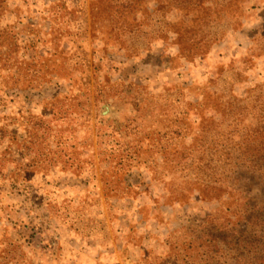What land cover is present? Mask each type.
<instances>
[{"label": "rangeland", "instance_id": "rangeland-1", "mask_svg": "<svg viewBox=\"0 0 264 264\" xmlns=\"http://www.w3.org/2000/svg\"><path fill=\"white\" fill-rule=\"evenodd\" d=\"M2 2L0 264H257L264 248L252 258L238 239L259 236L264 247V229L244 220L264 206V176L234 174L219 157L240 151L242 127L196 130L188 152L206 159L190 175L164 163L171 150L158 143L166 131L186 132L176 114L191 115L188 103L243 101L264 85V0L232 4L223 17L235 22L203 29L220 40L187 56L177 34L196 23L168 4L139 0L124 13L114 0ZM130 83L142 88L139 114L128 98L108 97ZM52 115L70 124L65 152L77 173L43 160L56 134L33 124ZM127 152L132 167L120 170Z\"/></svg>", "mask_w": 264, "mask_h": 264}, {"label": "trees", "instance_id": "trees-1", "mask_svg": "<svg viewBox=\"0 0 264 264\" xmlns=\"http://www.w3.org/2000/svg\"><path fill=\"white\" fill-rule=\"evenodd\" d=\"M138 1L139 0H114L113 9L116 12L123 11L124 13H130V11L135 10ZM241 1L242 0H168L167 2L166 0H152V2L157 5H170L178 12H182L185 16H188L190 18V22L196 23L195 31L187 29L185 34L183 31L182 35H179V33L177 34V37L180 38V41L178 40V42H181V44L183 43L184 46H186L184 48L182 47V54H184V56L185 54L187 56L189 53V55L199 54L203 47H208L210 44L220 40L222 32L218 30L213 33L209 29L204 35L203 29L206 27V23L209 21H216L218 19H224L225 22L227 21L229 23L232 20L235 22L236 17L232 16V14L228 15V18H224L223 15L227 13V10L230 9L232 4H236ZM0 5H4L3 2L0 3ZM236 10L237 9L234 11L235 14ZM182 24L186 25L185 21L182 22ZM197 33H199V35ZM160 35H156L155 38H158ZM189 48H192V50ZM116 88L119 87L116 86ZM140 90H142L141 86L130 83L127 86H122L120 91L117 90V92L119 91L117 94L108 92V97L115 96L117 99L128 98V100L134 104L135 114H139L141 107L145 105L143 99H139L140 97H138V92H140ZM127 91H133L135 94L130 93L127 94V97H125ZM76 98L78 100L81 97L76 96ZM207 98V96H203L202 101L195 105L188 103L189 105L187 108L191 109V115L188 114L190 113L189 111L176 114V119L178 120L176 123H180V127L183 129L185 128L186 132L183 133L180 131L169 130L164 133L166 137L161 138L158 145L171 150L168 153L163 151L164 153H162V158L165 160L164 163H166V161H170L174 163L176 169L181 172H188L191 170L196 173L201 161L206 159V155L203 153L202 157H194L193 153L188 152L190 147L194 145L196 137H198L194 134V132L203 124L210 121L216 123L217 125L226 123L227 128L230 129L231 126L226 121L229 120L232 124L242 127V130L237 134L240 151L236 154V156L231 154H223L224 156L220 155L219 157L221 161L225 166L233 165V167L236 168L234 174H239V172L247 170L253 174L264 176V85L254 88L252 94H250L248 98L243 101L235 98H229L227 101L220 100L219 98L208 100ZM230 100L236 101L237 103H231ZM52 117H54V119L50 122L39 120L33 124L34 130L38 127L41 130L46 131L45 129L50 126L51 128L49 129L53 130V133L56 134L55 137H52L55 138L53 140L56 142L54 143L56 151H52V149L49 150L48 148L47 154L42 155L43 160L46 162L50 160L49 158H55L56 162L53 168H61L62 170H69L73 173H77L81 171L79 168L80 165H75L70 162V157L72 158V155H67L65 152L66 148L69 147V142L73 138L70 124L64 116L61 118L52 115ZM164 118H167V116H164ZM219 118L225 119V121H220ZM186 119H191L190 123L194 127L193 130L186 127ZM53 121H56V127H53L54 125L51 126ZM62 129L63 132H65L60 134ZM171 134L175 135V138H171L169 140L168 136ZM190 135H193V138L190 141H185ZM55 152L56 156L52 155ZM33 154L35 153L33 152V149H31L30 153L27 155L30 157L33 156L34 158H31V161L34 162L37 158ZM122 154H124V152ZM109 156V158H112L109 159V162H111V160H113V155L110 154ZM128 157V152L123 156L120 154V170H123L124 167H127L128 165L132 167V163H130L132 161H129V163L126 161L128 160ZM132 158L135 157L133 156ZM209 158H211V156ZM220 159L217 160V162H220ZM134 160H138V158ZM211 162H213L212 158L210 163ZM191 171L189 175L194 174ZM23 173L26 174L25 178L29 176V172ZM234 178L238 180L240 176H233L232 179ZM244 220L248 225L251 224L252 226L264 229V206L260 208H253L250 213H245ZM247 239V237L241 236V238L238 239V246L239 248H246L245 252L247 255L255 258L257 256L254 253H251V251L257 250L259 247L264 248L258 241L260 237L255 236V240L249 241ZM224 244L227 245L229 243L225 242ZM256 262L257 264H264V257L258 258Z\"/></svg>", "mask_w": 264, "mask_h": 264}]
</instances>
